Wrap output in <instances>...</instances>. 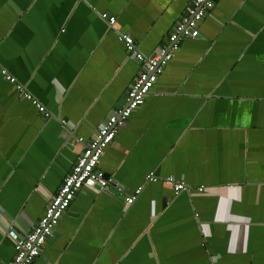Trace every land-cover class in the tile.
Instances as JSON below:
<instances>
[{
    "label": "crops",
    "instance_id": "1",
    "mask_svg": "<svg viewBox=\"0 0 264 264\" xmlns=\"http://www.w3.org/2000/svg\"><path fill=\"white\" fill-rule=\"evenodd\" d=\"M193 1L0 0V264L141 71L119 33L153 54ZM214 2L32 264H264V0Z\"/></svg>",
    "mask_w": 264,
    "mask_h": 264
},
{
    "label": "built area",
    "instance_id": "2",
    "mask_svg": "<svg viewBox=\"0 0 264 264\" xmlns=\"http://www.w3.org/2000/svg\"><path fill=\"white\" fill-rule=\"evenodd\" d=\"M214 1L194 0L193 7L189 8L187 14L177 22L165 45L153 54H144L138 49L134 39L129 34L119 33L118 38L124 43L127 53L133 55L141 63V71L127 90L124 106L114 110L88 142L83 141L82 138L79 139L84 145L83 151L66 175L58 191L56 193L50 192L45 213L33 231L24 237H20L14 230L9 232V236L15 245V255L9 264H32L34 262L41 254L60 219L67 212L71 202L84 186L98 185L100 189L108 188L109 180L99 169V163L105 149L115 140L121 127L128 121L133 111L144 103L166 65L179 50L181 42L199 36V22L214 7ZM101 18L107 21L111 27L116 24V18L107 13H103ZM2 74L5 75L6 80L16 86L20 94L37 107L41 114L47 118L51 117V112L38 99L28 93L24 85L19 83L15 77L8 74L5 69H2ZM157 180L158 177L153 174L147 175L145 178L146 182ZM164 181L172 186L176 195L183 191L191 192L184 182L177 181L171 176L166 177ZM197 190L202 193L204 187H199ZM141 192L142 187L136 189L132 196L126 198V204H132Z\"/></svg>",
    "mask_w": 264,
    "mask_h": 264
},
{
    "label": "water",
    "instance_id": "3",
    "mask_svg": "<svg viewBox=\"0 0 264 264\" xmlns=\"http://www.w3.org/2000/svg\"><path fill=\"white\" fill-rule=\"evenodd\" d=\"M192 7H193V3H192V5H191L190 8H192ZM124 104H125V99L122 100V102H120V104H119V106H117V108L124 106ZM117 108H116V109H117ZM95 187H96V188H100L98 185H96ZM53 231H54V230H53ZM52 235H53V232L51 233L50 236H52ZM49 238H50V237H49Z\"/></svg>",
    "mask_w": 264,
    "mask_h": 264
}]
</instances>
